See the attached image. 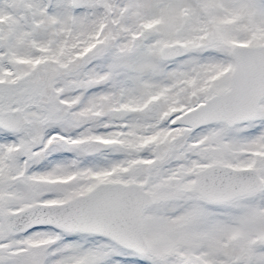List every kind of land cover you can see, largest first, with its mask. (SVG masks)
Listing matches in <instances>:
<instances>
[{"label":"snow or ice","instance_id":"snow-or-ice-1","mask_svg":"<svg viewBox=\"0 0 264 264\" xmlns=\"http://www.w3.org/2000/svg\"><path fill=\"white\" fill-rule=\"evenodd\" d=\"M0 264H264V0H0Z\"/></svg>","mask_w":264,"mask_h":264}]
</instances>
